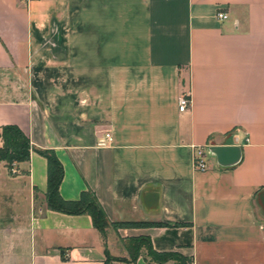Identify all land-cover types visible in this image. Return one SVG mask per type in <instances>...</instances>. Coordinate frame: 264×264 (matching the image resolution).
<instances>
[{
	"label": "crops",
	"instance_id": "obj_1",
	"mask_svg": "<svg viewBox=\"0 0 264 264\" xmlns=\"http://www.w3.org/2000/svg\"><path fill=\"white\" fill-rule=\"evenodd\" d=\"M5 124L53 150L61 198L89 190L109 222L146 225L47 209L30 150L0 162V264H146L105 261L136 235L193 264H264V0H0ZM204 144L240 160L195 169Z\"/></svg>",
	"mask_w": 264,
	"mask_h": 264
},
{
	"label": "trees",
	"instance_id": "obj_2",
	"mask_svg": "<svg viewBox=\"0 0 264 264\" xmlns=\"http://www.w3.org/2000/svg\"><path fill=\"white\" fill-rule=\"evenodd\" d=\"M30 150L44 157L46 162L44 202L47 209L66 214H87L91 219L92 226L100 233H103V230L108 226L116 229L123 226L136 227L146 225L144 222H109L94 195L89 190H82L76 199L66 200L61 198L58 194V185L63 171L53 150L30 146L27 136L16 125L5 124L0 126V162L4 163L9 172L13 163L28 159ZM122 243L127 256L112 257L105 251L106 262H134L140 254H143L146 264H160L167 260H172L174 264H193L190 257L184 256L179 252L154 250L151 247L149 238L145 235L126 237L122 240Z\"/></svg>",
	"mask_w": 264,
	"mask_h": 264
},
{
	"label": "built area",
	"instance_id": "obj_3",
	"mask_svg": "<svg viewBox=\"0 0 264 264\" xmlns=\"http://www.w3.org/2000/svg\"><path fill=\"white\" fill-rule=\"evenodd\" d=\"M216 18L219 20H224L227 18V14L223 11H217L215 14ZM177 104V110L178 111H184L188 108L190 105V99L188 97V93L179 95L176 99ZM245 141H247V138H245ZM111 142V135L109 132H105L103 134V137L99 138L96 142L97 146H108ZM210 146V144H204L201 146H196L193 150V166L195 169L198 170H204L206 168L205 163V157L207 155H211L209 151L207 150V147ZM10 173H14L13 167L10 169Z\"/></svg>",
	"mask_w": 264,
	"mask_h": 264
},
{
	"label": "water",
	"instance_id": "obj_4",
	"mask_svg": "<svg viewBox=\"0 0 264 264\" xmlns=\"http://www.w3.org/2000/svg\"><path fill=\"white\" fill-rule=\"evenodd\" d=\"M207 150L218 166H232L240 160V147L235 144H213L208 146Z\"/></svg>",
	"mask_w": 264,
	"mask_h": 264
},
{
	"label": "rangeland",
	"instance_id": "obj_5",
	"mask_svg": "<svg viewBox=\"0 0 264 264\" xmlns=\"http://www.w3.org/2000/svg\"><path fill=\"white\" fill-rule=\"evenodd\" d=\"M209 155H207V157H208ZM211 157V156H210ZM13 165V164H12Z\"/></svg>",
	"mask_w": 264,
	"mask_h": 264
}]
</instances>
